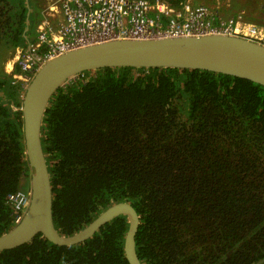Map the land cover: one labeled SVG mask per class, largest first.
I'll list each match as a JSON object with an SVG mask.
<instances>
[{
    "label": "trees",
    "instance_id": "16d2710c",
    "mask_svg": "<svg viewBox=\"0 0 264 264\" xmlns=\"http://www.w3.org/2000/svg\"><path fill=\"white\" fill-rule=\"evenodd\" d=\"M41 1L0 0V235L20 216L8 196L27 191L30 179L20 110L25 88L1 69L8 53L32 41ZM160 1L178 8L187 0ZM255 10L244 18L261 23ZM40 141L59 234L71 236L127 202L139 216L142 264L264 258V86L199 70L88 71L54 93ZM127 228L119 216L69 247L38 234L0 251V264H128Z\"/></svg>",
    "mask_w": 264,
    "mask_h": 264
},
{
    "label": "water",
    "instance_id": "95a60500",
    "mask_svg": "<svg viewBox=\"0 0 264 264\" xmlns=\"http://www.w3.org/2000/svg\"><path fill=\"white\" fill-rule=\"evenodd\" d=\"M124 67L207 71L264 86V47L228 36L115 40L72 50L43 65L25 89L20 108L30 172V202L19 224L0 235V251L30 242L38 234L55 245H77L91 238L106 223L125 216L128 228L124 258L128 264H142L135 248L139 216L127 202L111 205L71 236L58 233L52 216L50 174L40 141L49 101L68 80L88 71ZM263 263L264 258L255 264Z\"/></svg>",
    "mask_w": 264,
    "mask_h": 264
},
{
    "label": "built area",
    "instance_id": "2783aa9c",
    "mask_svg": "<svg viewBox=\"0 0 264 264\" xmlns=\"http://www.w3.org/2000/svg\"><path fill=\"white\" fill-rule=\"evenodd\" d=\"M40 11L36 38L15 50L10 71L25 89L50 60L115 40L228 36L264 47V19L254 24L242 14L224 17L218 3L194 5L193 0H187L173 8L160 0H49ZM54 13L59 19L52 23L49 18ZM8 202L20 213L15 219L18 223L29 206L30 191L9 195Z\"/></svg>",
    "mask_w": 264,
    "mask_h": 264
},
{
    "label": "rangeland",
    "instance_id": "374dc122",
    "mask_svg": "<svg viewBox=\"0 0 264 264\" xmlns=\"http://www.w3.org/2000/svg\"><path fill=\"white\" fill-rule=\"evenodd\" d=\"M199 1L200 2H198L196 4H203L206 6H214V4L218 3V6L220 8V12L222 15L242 14L243 17H246L248 14H251L250 12L255 10V8L257 6L259 8L264 7V0H213L214 4L211 3L212 5L208 4L209 2H205L203 0H199ZM252 16H254V18H259V19L263 18L264 19V10H262L260 12L255 10V12H253ZM13 59H14V57L11 58L12 63H13ZM7 60H8V58H6L5 62ZM5 62L3 64L1 70L5 74H10V72H6Z\"/></svg>",
    "mask_w": 264,
    "mask_h": 264
},
{
    "label": "crops",
    "instance_id": "0c3cea01",
    "mask_svg": "<svg viewBox=\"0 0 264 264\" xmlns=\"http://www.w3.org/2000/svg\"><path fill=\"white\" fill-rule=\"evenodd\" d=\"M49 2V0H43V1H41V4L40 5H42V4H44V3H48ZM41 7V6H40ZM40 7H39V22H38V24L40 23V21H41V19H42V16H41V14H40ZM53 15H55L54 17L52 16V17H50L49 18V20H50V22H52V23H54V22H56L58 19H59V15H57V14H53ZM232 14H228V15H223L224 17H228V16H231ZM234 15V14H233ZM260 23V22H259ZM259 23H254V24H259ZM38 24H37V26H38ZM36 35H37V28H35V31H34V34H33V37H32V41L33 40H35V38H36ZM14 54H15V52H11V53H8L7 54V58H8V60L5 62V66H6V64H7V62L9 63V61L11 60V58H13L14 57Z\"/></svg>",
    "mask_w": 264,
    "mask_h": 264
},
{
    "label": "bare ground",
    "instance_id": "6f19581e",
    "mask_svg": "<svg viewBox=\"0 0 264 264\" xmlns=\"http://www.w3.org/2000/svg\"><path fill=\"white\" fill-rule=\"evenodd\" d=\"M12 70V61L10 60L9 63L6 65V72H10Z\"/></svg>",
    "mask_w": 264,
    "mask_h": 264
},
{
    "label": "clouds",
    "instance_id": "9594fccd",
    "mask_svg": "<svg viewBox=\"0 0 264 264\" xmlns=\"http://www.w3.org/2000/svg\"><path fill=\"white\" fill-rule=\"evenodd\" d=\"M27 191H30V188H29ZM26 210H27V209H26ZM25 212H26V211H25ZM25 212H24V214H25ZM24 214L22 215V218H23ZM22 218H21V219H22ZM20 221H21V220H20ZM20 221H19V222H20ZM19 222H18V223H15V220H14L15 226H16L17 224H19ZM15 226H14V227H15Z\"/></svg>",
    "mask_w": 264,
    "mask_h": 264
}]
</instances>
